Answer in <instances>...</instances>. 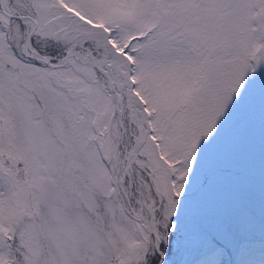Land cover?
I'll return each instance as SVG.
<instances>
[{
    "label": "snow or ice",
    "instance_id": "6c2138e0",
    "mask_svg": "<svg viewBox=\"0 0 264 264\" xmlns=\"http://www.w3.org/2000/svg\"><path fill=\"white\" fill-rule=\"evenodd\" d=\"M0 264H264V0H0Z\"/></svg>",
    "mask_w": 264,
    "mask_h": 264
}]
</instances>
